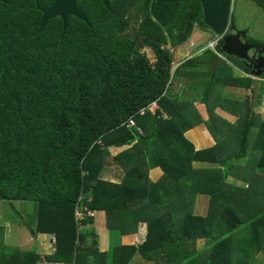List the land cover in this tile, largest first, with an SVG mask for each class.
Instances as JSON below:
<instances>
[{
  "label": "trees",
  "instance_id": "obj_1",
  "mask_svg": "<svg viewBox=\"0 0 264 264\" xmlns=\"http://www.w3.org/2000/svg\"><path fill=\"white\" fill-rule=\"evenodd\" d=\"M54 1L0 0V199L34 202L31 229L54 234L49 259L129 264L137 254L156 264H256V254L264 252V120L250 109V97L239 140L224 139L212 109L204 121L193 101L172 87L176 76L195 79L197 63L211 75L202 62L215 56L210 48L204 57L183 60L171 75L170 47L186 41L195 25L206 26L199 3L107 0L106 8L101 0H75L86 20L68 15L63 29L56 16L37 31L40 8ZM255 2L264 8V0ZM143 46L153 50V62ZM208 75L199 76L203 87ZM242 81L230 77L228 83L252 86L251 77ZM263 90L259 81L255 105ZM154 101L156 111L138 113ZM130 117L141 132L125 125ZM200 122L214 143L196 149L185 132ZM124 146L110 155V148ZM249 148L262 150L257 163L233 171L234 159ZM205 161L217 166H192ZM118 167L124 173L117 182L102 178L113 168L117 175ZM152 169L161 172L155 181L148 177ZM230 172L248 187L229 186ZM170 193L180 208L165 206ZM204 193L215 202L206 214L194 213L192 204ZM84 206L104 210L111 236L121 232L115 227L127 233L146 221L145 239L93 250L86 245L94 239L92 216L85 212L84 228L75 218ZM198 237L201 247L194 246ZM38 258L33 250L0 252V264H34Z\"/></svg>",
  "mask_w": 264,
  "mask_h": 264
},
{
  "label": "rangeland",
  "instance_id": "obj_2",
  "mask_svg": "<svg viewBox=\"0 0 264 264\" xmlns=\"http://www.w3.org/2000/svg\"><path fill=\"white\" fill-rule=\"evenodd\" d=\"M229 22H231V24L234 25L235 30H245L248 39H252V40L260 41L264 43V8L261 5L257 4L255 0H231ZM132 29H130L129 32H131ZM214 36H215L214 32H212L211 29H208L205 25L203 26L195 25L191 36L186 41L181 43L176 48L170 47V51L173 57L171 72L172 70H174L175 64L177 62H179L180 60L183 61L186 58L196 56L197 53L200 52L202 48H204L205 43L211 38H213ZM165 46L168 47L169 45L166 44ZM140 50L145 52V54L148 56L151 62L155 60V54L153 50L151 49V47L143 46L140 48ZM179 51H183L184 54L183 55L180 54ZM203 52L201 53L200 57H204ZM222 61L225 62L224 59ZM225 63L227 65L229 64L227 62ZM202 68L205 70V75H208L207 73L208 68L203 64L197 63L193 66V72L195 70L194 74L198 75L195 79H199L200 69ZM228 68H231V70H233V73L235 72V68L232 65H229ZM211 77L212 75H208L207 85L201 88L200 97L202 98V104H205L203 100V90L204 89L210 90L208 91L207 99L210 98L212 94L214 93L215 95L219 96L221 100L224 101L225 98H227V101H228L229 98L226 96L225 90H224V89H227L228 85L226 84L223 87V85H220L219 83H214L215 80H219L218 75L215 77V80L213 81V84H212L211 82L212 80H210ZM183 80L184 78L180 77L178 79V77H174L172 83L176 85L177 82H183ZM200 80L202 82L203 78H200ZM201 82L199 86L201 85ZM182 88L186 89V86H182ZM221 88H223L224 90L222 94L220 93ZM205 107H207V105ZM255 107H256V110L254 111H256V113L260 115L261 120H264V90L261 91V97H260L259 103L256 104ZM251 109H254L253 106H251ZM203 120L205 121L207 119L204 118ZM231 146H233V142L231 143ZM127 147L128 146H124L120 149H125ZM261 151H262L261 149L254 148L252 152V150H250L249 148L247 153L243 157L234 159V161L232 162L233 171H237L238 167L243 166V165L256 164L257 158L259 157ZM116 153L118 152H112L110 155L113 156ZM112 162H113L112 159H108V163L110 166H112ZM123 173H124V170L118 167V173H117L118 176L121 177ZM148 174H149V171H148ZM102 178L107 179V180H112V181L115 180L116 182L118 181V178H114L111 172L104 173V174L102 173ZM168 183L174 184V182L172 181H169ZM226 183L229 186H241V188L243 187L246 188L248 187V184H249L248 182L243 181L240 177L236 176L233 172H230V174L226 178ZM245 191H247V189ZM211 201L215 202V199H213L211 194L204 193V194L198 195L196 198L197 205H194L193 211L196 213L205 212L206 202H208V207H210ZM103 213L104 211L98 212V213L92 212L93 214L92 217H94V220L92 221L94 232H95V228H97V231L99 232L98 225H102V226L106 225L105 223H106L107 217H106V214L105 213L103 214ZM34 219H36L34 202L32 201H25V202L12 201V203H9L3 199H0V248L1 250H3L4 253L6 252L8 254V253H13L14 251H18L19 250L18 246H21L22 248H27V250H33L34 252L38 253L37 243L39 242L44 247L45 252L49 251V247H48L49 237L43 233L41 234L37 233L33 235L31 234V231H29V227H31L32 223L34 222ZM78 224H80L82 228L86 227V224L81 223V221L78 222ZM113 226H116V225H113ZM115 228L120 229V231L122 232L121 228H118V227H115ZM102 229H104V227H102ZM106 230L109 233V228L106 227ZM112 231L114 232V229ZM4 233L5 235H3ZM96 234L98 235L97 240L99 241V238L102 236L100 235L101 230H100V234L98 233ZM13 237L18 239V241L16 239H13ZM104 238L107 239L106 245H108L107 250L105 251H108V248L112 246V243L109 242L108 244V237L106 238L104 236ZM18 242H20L21 244H19ZM202 242L203 241L201 238H196L194 240V246L201 247L203 244ZM21 247H20V250H22ZM102 248H106V247L101 246L100 250H102ZM105 251H99V252H105ZM136 257H139V258L135 260ZM140 257L141 256H138L137 254H135L129 264H136L137 261H140L137 264H145L143 263V260L140 259ZM103 258L106 259L105 257ZM255 261H256V264H264V252L263 251H260L256 254ZM148 264H152V263L148 262Z\"/></svg>",
  "mask_w": 264,
  "mask_h": 264
},
{
  "label": "crops",
  "instance_id": "obj_3",
  "mask_svg": "<svg viewBox=\"0 0 264 264\" xmlns=\"http://www.w3.org/2000/svg\"><path fill=\"white\" fill-rule=\"evenodd\" d=\"M181 62H182V60L177 62L175 64V67L178 64H180ZM225 62H227L229 64L227 65ZM225 62L220 61L217 63L216 73L213 76L211 82H213L215 80V77L218 75L219 80H216L215 83H219L220 85H223V87L226 84L228 85L227 89H224L226 96L229 98L228 101H227V98H225L224 101L221 100V98L219 96H217L213 93L212 96L207 99V102L205 104H202L200 94H201V88H203V85H202L203 80L201 82L200 77H199V79H187V78L182 77V76H176V77H178V79L181 77V78H184V80H183V82H177L176 85L172 84V87L174 88V90L176 92H178L179 94H181L182 96H184L188 100L193 101V104L196 108V111L200 114L202 119L208 118V114H207L206 109H212L214 115L219 117V118H215L214 120L217 123V125L219 127H221V129H220L221 137H223L224 139L226 137V139L228 138L230 140H231V137H233V140L238 141L239 136L242 135L241 134L242 124H243L244 118L246 117L245 111L248 110L247 106H249L247 101H248L249 96L252 95V89H250L244 85L238 86L237 84H235V82H231L229 84L228 82L230 81V77L233 80H236L238 82H240V81L244 82L242 80H244V78H246V77H241V76H243L242 73H244V67L239 62H237L235 59L230 58V60H227ZM229 65H232L235 68L234 73H233V70H231V68H228ZM221 68H224V69L221 70ZM200 72H202V74H200L199 76H202V75H204L205 70L202 68V69H200ZM200 82H201V85L199 86ZM182 86H186V89H183ZM224 90H223V88H221L220 93L222 94ZM183 92H184V94H183ZM207 96H208V93L206 94V98H207ZM219 98H220V100H219ZM206 105H207V107H205ZM251 106L252 105L250 104V109H251ZM253 108L254 109H251V110H253V111L256 110V107L253 106ZM225 123H229L230 125H227ZM190 133L193 135L190 136ZM207 134H208V130H207L204 122H200V123H197V124L191 126V128L185 132L186 138L189 139L194 144L196 149L208 147V145H212L214 143L212 140H210L211 137H208ZM234 147L236 148V145H234ZM118 151H121V149L120 148H114V147L110 148L111 153L112 152H118ZM192 166L194 168L210 169L213 166H217V163H212V162H208V161L193 162ZM104 173H108V172H104ZM111 173H112V176L114 178L120 177V176H118V174L117 175L115 174L116 172H115L114 168L111 169ZM160 175H161V172L159 169H152L149 171L148 177L151 181H155L157 178L160 177ZM110 181H112V180H110ZM113 181H115V180H113ZM199 195H201V194H199ZM197 196H196V198H197ZM167 197H168L167 201L171 199V204L167 203L165 206H170L172 208H180L181 205H180V202H179V199L177 196H174L173 193H170ZM196 198L192 204V210H193L194 205H197ZM208 210H210V208H208V202H206L205 212L200 213V214L204 215L208 212ZM102 211H104V210L94 209L92 212L98 213V212H102ZM194 213H196V212H194ZM93 220H94V217H92V221ZM92 221L90 223V226H92V228H93ZM34 222H35V219H34ZM34 222L32 223L31 226H33ZM87 226H89V225H87ZM98 226H99V232L97 231V228H95V232L93 230V233H94L93 243L92 242H86V245H89L91 248H93V250H94V247H96V250L98 252L107 250V247H108V245H106L107 239H105L104 236L106 238L108 237V244H109V242L112 243V245L118 244V243L124 244V243L132 242V243H135L137 245V244H140L145 239L146 232H147V223L144 220L138 221V223L136 225L137 228L132 230V232H127V233L118 232V234L114 233L112 236L107 232V230H106L107 226L106 225H104V226L98 225ZM102 227H104V229H102ZM107 228H109V227H107ZM100 230H101V234H100ZM29 231H31V227H29ZM96 233L102 235L99 238V241L97 240L98 235ZM38 234H41V232H38ZM3 235H5V233ZM199 238H201L202 241L204 242V239L202 237H199ZM13 239H16V238L13 237ZM102 239H104V240H102ZM16 240L18 241V239H16ZM18 243L21 244L20 242H18ZM39 244H40V250H42V248L44 250V247L42 246V244L40 242H39ZM101 246L102 247L105 246L106 248H102V250H100ZM18 247H19V251H27V248H22L21 246H18ZM20 247L22 248V250H20ZM48 247H49L48 253H50L52 251V248L49 246V244H48ZM29 251H31V250H29ZM0 252L4 253L3 250H1V248H0ZM38 254H39V250H38ZM39 258H40V254H39ZM137 258H139V257H136L135 260H137ZM38 259H36V260H38ZM140 259L143 260V263H145V264H148V262L152 263V264H156L154 261L146 260L143 257H140ZM139 262L140 261H137V263H139ZM95 264H96V260H95Z\"/></svg>",
  "mask_w": 264,
  "mask_h": 264
},
{
  "label": "water",
  "instance_id": "obj_4",
  "mask_svg": "<svg viewBox=\"0 0 264 264\" xmlns=\"http://www.w3.org/2000/svg\"><path fill=\"white\" fill-rule=\"evenodd\" d=\"M201 8L202 21L212 32L220 34L223 33V37L220 40V50L226 54L235 55L246 61L249 66L253 65L252 70L256 76H260L264 72V47H257L250 43L246 39L245 30H235L233 24H229L230 2L231 0H196ZM106 8H109L107 0H101ZM41 20L37 31H40L47 23V21L53 17L58 16L62 21L63 29L66 26V18L68 15L82 20L86 18L78 10L75 5V0H55L50 6L40 8ZM180 54H184L183 51H179ZM252 59V60H251ZM221 60L220 55H216L211 59L203 61L204 64L211 68V79L215 75L217 63ZM251 60V61H250ZM253 95L251 99V105L257 101L259 86L258 80L253 81ZM34 234L35 232L31 230ZM38 250H40V244L38 243Z\"/></svg>",
  "mask_w": 264,
  "mask_h": 264
},
{
  "label": "clouds",
  "instance_id": "obj_5",
  "mask_svg": "<svg viewBox=\"0 0 264 264\" xmlns=\"http://www.w3.org/2000/svg\"><path fill=\"white\" fill-rule=\"evenodd\" d=\"M229 24H230V22H229ZM208 29H210V28H208ZM223 34H224V32L223 33H220V34H217V33H214V37L213 38H211L210 40H208L206 43H205V46H204V48H202L201 49V51L200 52H198L197 54H201L202 53V51H203V49H205V48H210L211 50H213L214 52H215V56L216 55H220L221 56V60L220 61H222L223 59L225 60V61H227V60H230V58H231V56H229L230 54H226V53H224L223 51H221L220 50V40L222 39V37H223ZM251 43V42H250ZM217 44H219V49L217 48ZM252 44H254V43H252ZM256 46V45H255ZM261 47H264V46H261ZM233 56H235V55H233ZM236 57V56H235ZM238 58V57H237ZM239 59H241V58H239ZM205 60H208V59H204V60H202V62L203 61H205ZM219 61V62H220ZM243 61V60H242ZM251 61V60H250ZM244 62V61H243ZM244 63H246V65L248 66V68H250V70H249V72H246V70L244 69V73H242V75L243 76H241V77H251L252 79H253V81L254 80H258V86H259V81H262L263 83H264V77H261V75L260 76H256L254 73H252V70H256V69H254L253 68V65H251V66H249L248 65V63L245 61ZM211 69V68H210ZM216 73V72H215ZM171 75H172V72H171ZM252 85H253V83H252ZM258 94H259V91H258ZM252 95H253V89H252ZM252 95L251 96H249V98L251 97V99H252ZM251 99H250V102H251ZM257 100H258V96H257ZM258 104V103H257ZM147 106V105H146ZM254 107H255V104L253 105ZM145 108V107H144ZM158 108V107H157ZM156 108V109H157ZM156 109H153V111H150V110H147V109H145V111H148V112H150V113H152V112H154V111H156ZM138 113H139V111H138ZM162 208H164V207H162ZM90 210V209H89ZM92 211L93 210H90V212L91 213H88L87 211H85L87 214H89V215H91V216H93V214H92ZM85 212H84V215H85ZM84 217V216H83ZM32 230V229H31ZM34 231V230H33ZM35 232V231H34ZM32 233V232H31ZM36 233H38V232H35L34 233V235L36 234ZM42 233V232H41ZM33 234V233H32ZM44 234H47V236L49 237V246L52 248V251L50 252V253H48V252H45L44 250H43V248H42V250H39V254H40V258H41V256L42 255H44V256H46V258L47 259H49L47 256H49V255H51L52 253H54V251H55V246H54V243H55V238H54V243L53 242H51V240H50V236H53L54 237V234L53 233H44ZM199 238V237H198ZM143 242V241H142ZM39 258V259H40ZM38 259V260H39ZM38 260H36L35 261V263L34 264H36L37 263V261ZM49 260H52L53 261V259H49ZM74 259H72L71 261H73ZM58 261H62V260H58ZM71 261H69V262H71ZM66 262H68V261H66ZM74 264H75V260H74Z\"/></svg>",
  "mask_w": 264,
  "mask_h": 264
},
{
  "label": "built area",
  "instance_id": "obj_6",
  "mask_svg": "<svg viewBox=\"0 0 264 264\" xmlns=\"http://www.w3.org/2000/svg\"><path fill=\"white\" fill-rule=\"evenodd\" d=\"M158 106H157V103L156 101L154 102H150L145 108H140L139 110V114H143L145 112V109L147 110H150V111H153V109H156ZM125 125L127 127H136L138 131H140V128L136 126L135 124V120L130 117L127 122L125 123ZM141 132V131H140ZM84 210H86V207L84 206L83 208H76L75 210V218L78 222L81 221V219L83 218L84 216ZM88 213H91L89 209L86 210ZM50 240L51 242L54 243V237L53 236H50ZM36 264H74V260L71 261V262H66V261H58V260H49L46 258V256L42 255L41 258L37 261Z\"/></svg>",
  "mask_w": 264,
  "mask_h": 264
},
{
  "label": "flooded vegetation",
  "instance_id": "obj_7",
  "mask_svg": "<svg viewBox=\"0 0 264 264\" xmlns=\"http://www.w3.org/2000/svg\"><path fill=\"white\" fill-rule=\"evenodd\" d=\"M246 39L248 40V37H247V35H246ZM258 47V46H257ZM260 47V46H259ZM252 60V59H251ZM253 86V85H252ZM252 86L250 87V89H252Z\"/></svg>",
  "mask_w": 264,
  "mask_h": 264
}]
</instances>
